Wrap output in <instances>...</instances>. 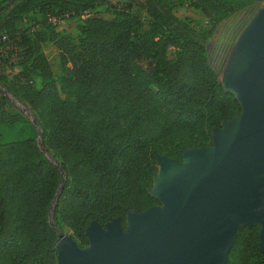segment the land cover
Instances as JSON below:
<instances>
[{"label": "trees", "instance_id": "1", "mask_svg": "<svg viewBox=\"0 0 264 264\" xmlns=\"http://www.w3.org/2000/svg\"><path fill=\"white\" fill-rule=\"evenodd\" d=\"M251 1L188 0L208 23L202 31L176 18L178 1L171 0H141L145 23L130 1L112 4L108 17L96 11L107 0H14L0 8V86L26 104L45 154L58 164L0 96V264H56L47 212L56 192L51 219L78 247L87 244L90 221L102 226L117 218L123 228L128 210L159 204L148 193L156 157L179 161L240 110L208 64L205 39ZM31 11L42 16L40 27L18 31ZM47 15L79 17L78 35L55 29ZM16 61L19 70L7 75L3 69ZM258 231L255 222L239 226L230 264H264Z\"/></svg>", "mask_w": 264, "mask_h": 264}, {"label": "water", "instance_id": "2", "mask_svg": "<svg viewBox=\"0 0 264 264\" xmlns=\"http://www.w3.org/2000/svg\"><path fill=\"white\" fill-rule=\"evenodd\" d=\"M220 86L233 95L239 112L210 130L212 146L186 148L179 161L156 157L148 193L159 204L128 210L123 228L117 218L102 226L90 221L83 247L48 216L56 236V264H223L239 226L252 222L259 224L263 251L264 9L238 35ZM29 120L36 145L46 155L36 118ZM62 180L61 174L58 190Z\"/></svg>", "mask_w": 264, "mask_h": 264}, {"label": "rangeland", "instance_id": "3", "mask_svg": "<svg viewBox=\"0 0 264 264\" xmlns=\"http://www.w3.org/2000/svg\"><path fill=\"white\" fill-rule=\"evenodd\" d=\"M121 1H130L132 3L130 10L133 13H136L140 17L143 23L146 22L147 15L142 9L141 0H107V2L101 5L100 7H98L96 11L101 16L108 17L111 14L110 6L112 4H117ZM171 1H178V3L172 8V14L176 18L184 20L196 30L202 31L207 29L208 23L206 19L198 9H195L188 4V0H171ZM260 9H264V2L262 0L251 1L244 7H241V9H239L238 11H235L232 14H230V16L226 20L218 23L214 28L213 32L206 36L205 50L207 55V61L209 66L216 72L219 83L221 81L223 71L227 64V60L229 58L230 52L238 35L242 32L243 28H245V26L249 23L252 17ZM41 19L42 16L40 15V13H38L37 11H31L27 13L22 18V20L16 24V27L19 29L18 31L22 30L24 33L30 34L33 32L34 29L40 27ZM80 22L81 19L79 17L63 16L60 19L59 23L52 25L56 27L55 29L67 33L72 37H76L78 35L77 27L80 24ZM241 24L242 27H240V31L238 35L233 40V34L237 29L239 30V26ZM43 53L48 59L52 58L53 51L50 48L49 44L47 43L43 44ZM17 66L18 64L16 61V63L12 65L11 68H4L3 71L5 73H8L7 75H12L13 73L19 70V66L18 67ZM50 66L52 68V73L54 77H56L59 74L58 67L55 66L53 61L50 63ZM7 79H10V77L8 76ZM31 79L34 86L39 85L40 83L39 77H37L36 75H32ZM0 96L4 98L5 101L4 109L6 112L9 113L18 112L26 120H28V122H30L29 120L30 116L31 115L34 116V115L30 112L26 104L14 98L10 92L6 91L1 86H0ZM25 109L26 111L23 112V110ZM33 128L35 129V127ZM220 128L222 129V126ZM8 136H10V134ZM41 136L42 134L40 131L39 141ZM0 140H2V137H0ZM210 146H212V136L209 133L206 140V144L201 147H210ZM46 156H48L54 163H56L55 159L52 158L50 154L46 153ZM47 212L49 219L52 221L51 212H49V208ZM63 230L69 234L68 230L66 229ZM230 252L231 249L230 247H228L224 254L223 264L226 263L230 264Z\"/></svg>", "mask_w": 264, "mask_h": 264}, {"label": "built area", "instance_id": "4", "mask_svg": "<svg viewBox=\"0 0 264 264\" xmlns=\"http://www.w3.org/2000/svg\"><path fill=\"white\" fill-rule=\"evenodd\" d=\"M82 16H83V15H82ZM60 19H61V18L56 17V16H53V15H47V16H46V20H47L48 22H50L51 24L59 23V22H60ZM3 38H4V36L2 35V36H1V39H3Z\"/></svg>", "mask_w": 264, "mask_h": 264}, {"label": "bare ground", "instance_id": "5", "mask_svg": "<svg viewBox=\"0 0 264 264\" xmlns=\"http://www.w3.org/2000/svg\"><path fill=\"white\" fill-rule=\"evenodd\" d=\"M259 11H260V10H258V12L255 14V17H257V16H258V14H259ZM24 111H26V109H25V110H23V112H24ZM62 231H64V230H62ZM64 232H65V231H64ZM65 233H67V232H65ZM67 234H68V233H67ZM68 235H69V234H68ZM90 241H91V240H90Z\"/></svg>", "mask_w": 264, "mask_h": 264}]
</instances>
